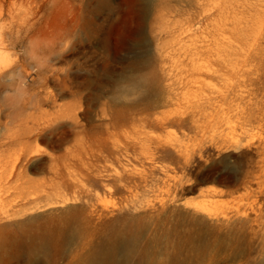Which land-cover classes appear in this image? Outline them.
<instances>
[{
    "label": "rangeland",
    "instance_id": "rangeland-1",
    "mask_svg": "<svg viewBox=\"0 0 264 264\" xmlns=\"http://www.w3.org/2000/svg\"><path fill=\"white\" fill-rule=\"evenodd\" d=\"M0 51V264L264 262V0H0Z\"/></svg>",
    "mask_w": 264,
    "mask_h": 264
},
{
    "label": "bare ground",
    "instance_id": "bare-ground-1",
    "mask_svg": "<svg viewBox=\"0 0 264 264\" xmlns=\"http://www.w3.org/2000/svg\"><path fill=\"white\" fill-rule=\"evenodd\" d=\"M205 51L208 52L209 54H211L210 53L211 49L209 47H207V48L205 47ZM203 53H204V51H203ZM27 58H28V59H26L27 66L30 64V62H33L37 65L36 66L37 69L33 68L34 69L33 73H36V75L38 77H43V79H45V81L55 79V77L57 75L55 70L44 69L43 63L50 61V58L47 57L46 53L30 52V53H28ZM9 68H10L9 57L5 56V54L0 51V76L2 77L4 74H7ZM25 72H26V70H25ZM45 86H46L45 83H43L41 91L39 90L38 93L34 96L35 99L37 100L36 103L39 106H43L44 104L55 103L57 101L56 100L57 97L58 98L63 97L64 88L62 85L60 88H58L59 93L57 95H53V94L49 93V94L45 95L44 98H40L42 92H44L43 89L45 88ZM34 107H36V106H34ZM58 111H62V109L60 108V110H58ZM43 114L46 115V113H43ZM16 123H17V121L15 123H12V126H14ZM64 126H68L71 128L73 127L72 124H69L68 122L63 121L62 116L58 112H57L55 118L48 119V120H46L45 116L42 115V117L38 121H36V122L33 121L32 125L30 127L24 129L23 130L24 132L22 134L14 135V136L10 137L9 140H10V142L15 143V142H18L24 138L25 139H33V138H39V137H52V138H54L55 135H58L59 131H67ZM8 127L9 126H6L4 130H7ZM15 127H19V130L22 131V129H21L22 124L16 125V126H14V128ZM4 130H2L0 128V131H4ZM60 204L65 205L66 202H63V203L61 202ZM30 239H32V238H30ZM133 242H134L133 236H128V237L122 236V237L118 238L115 242H113V243L111 242L109 244V246L104 251H102L98 255L94 256L91 260H89L90 262H88L87 264H125L126 258L132 254L131 251H133ZM45 245H46L45 241L44 242L40 241L38 243L34 241L33 243H31L28 246V253L31 256H36L37 253L44 252ZM117 252H120L123 255V258L120 262H117L115 260ZM261 263L264 264V262H261Z\"/></svg>",
    "mask_w": 264,
    "mask_h": 264
},
{
    "label": "water",
    "instance_id": "water-1",
    "mask_svg": "<svg viewBox=\"0 0 264 264\" xmlns=\"http://www.w3.org/2000/svg\"><path fill=\"white\" fill-rule=\"evenodd\" d=\"M215 167V164H212L211 166H209L208 168H207V170H211V169H213Z\"/></svg>",
    "mask_w": 264,
    "mask_h": 264
}]
</instances>
